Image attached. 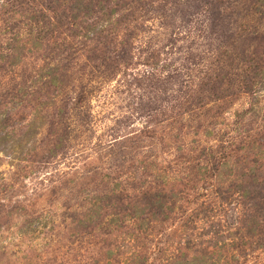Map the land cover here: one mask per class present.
Masks as SVG:
<instances>
[{"label":"rangeland","instance_id":"374dc122","mask_svg":"<svg viewBox=\"0 0 264 264\" xmlns=\"http://www.w3.org/2000/svg\"><path fill=\"white\" fill-rule=\"evenodd\" d=\"M145 1L113 30L132 48L127 67L95 68L76 38L69 49L76 59L59 71L66 87L37 102L17 96L19 81L61 63L26 54L0 71V264H204L203 256L205 264H264L263 213L260 232L230 235L243 209L253 214L237 189L264 192V167L253 184L235 181L249 153L264 158V86L243 92L233 61L221 87L231 97L196 104L197 85L215 69L223 44L218 32L211 36L199 16L180 21L189 8L183 0H164L162 9L163 0ZM7 8L0 9V49L13 30H24ZM236 27L226 33L246 41L255 31L258 46L247 51L264 52L260 15L240 14ZM227 137L247 148L209 184L195 181L196 164L206 162L201 151L214 154ZM188 187L202 197L180 217ZM156 193L165 197L163 213L153 206L146 214Z\"/></svg>","mask_w":264,"mask_h":264},{"label":"trees","instance_id":"16d2710c","mask_svg":"<svg viewBox=\"0 0 264 264\" xmlns=\"http://www.w3.org/2000/svg\"><path fill=\"white\" fill-rule=\"evenodd\" d=\"M4 4L0 5V9L8 6L5 10H10L13 15L19 18L21 27L24 30H13L9 41L5 43L0 49V71L3 69L15 68L22 62L26 54H32L41 58L42 61L54 62L60 64V68L53 67L47 68V63L33 75L27 77L25 80L19 81L20 87L17 90V96L23 98L25 102L29 101L28 98L37 102L39 98H47L48 94H57L58 90H64L66 85L63 83L64 74L60 73V69L65 71V67L69 63H73L75 58L74 52H69L70 43H73L76 38L80 39L82 53L80 54L86 61L94 63V67L109 73L111 70H116L119 67L129 66L131 61V46L125 40H115L113 38V30H117L125 17H129L134 13L140 12L144 9L145 5L149 2L145 0H4ZM164 1V0H163ZM168 1V0H166ZM187 4L188 9H185L183 15L180 16V21L183 18L193 15L202 18L201 22H205L208 27V32L211 36H219V41L223 44L218 47L216 55L215 69H211L204 77L205 83L197 85V103L200 104V98L212 97L213 101L224 102L230 98L232 94L225 93V89L221 88L230 82V70L232 62L240 64L235 68L240 69L239 74L235 76L240 77V89L245 93L253 92V87L264 86V52L259 54L256 49L247 51L251 43L258 46L255 42V37L252 34L255 31H249V37L246 41L240 38L236 32L226 33L227 30H236V19L240 14H257L262 17L264 21V0H183ZM167 2L159 5L161 9ZM128 7V12L126 10ZM126 11L123 12L122 11ZM240 10V11H238ZM191 14H188V13ZM203 22V23H204ZM240 26V24H239ZM251 30H257L256 27L251 26ZM233 28V29H232ZM219 30V31H218ZM20 33H19V32ZM24 36H22V34ZM22 36V38H20ZM249 42L245 45V42ZM63 62V63H62ZM45 63V62H44ZM99 65V67L96 65ZM102 67V68H100ZM212 68V67H211ZM228 73V74H227ZM35 74V75H34ZM59 78V79H58ZM227 86V85H226ZM42 92V93H41ZM33 97V98H32ZM20 98L15 97V100ZM182 95H179L176 104L180 101ZM174 100V102H175ZM21 105V101L17 105ZM64 106L66 105L63 103ZM37 105H44L43 103ZM47 105V104H45ZM23 106V105H22ZM200 107V106H199ZM252 105L243 114L252 110ZM72 109H75L73 107ZM67 111L64 110L63 114ZM232 138L227 137L224 140L225 145H221L214 153L204 154L201 151L200 157H204V164H196L195 181L209 184L213 178H218L221 169L226 165L227 160L233 158L235 154L246 149V143L239 139L238 143L230 142ZM236 140V138H234ZM226 141V142H225ZM245 144V145H244ZM239 145H241L239 147ZM243 147V148H242ZM248 150V149H247ZM250 159H247L241 167L242 176H238L235 181L245 184H253L256 181L255 172L260 167H264V158L261 153H249ZM187 182H193L188 179ZM186 187V184H183ZM254 185H251V188ZM257 189V187H256ZM200 190L205 191L200 187ZM241 198L248 197L247 200L251 203L252 207L249 208L253 214L248 215L243 209L240 216L234 219L232 226L233 232L230 235L240 236L242 238L250 237L254 232H260L258 221L262 220L261 213L264 215V192L259 190L248 192L244 187L237 189ZM187 199L184 201L183 206L177 208L179 216H189L187 213L191 210V206L196 204L199 198L202 197L201 192L193 190L191 187L187 188ZM155 205L145 202L149 208L146 214H150V208L155 206L159 214H162L163 203L165 197L154 194ZM135 215V214H133ZM132 219L142 220V218L130 217ZM264 220V216H263ZM228 233V232H227ZM212 234V233H211ZM214 235V234H212ZM215 237V236H214ZM235 239V238H234ZM212 247L218 246V239L212 241ZM201 258V262L206 263ZM242 264H255L254 262L248 263L246 258H243Z\"/></svg>","mask_w":264,"mask_h":264}]
</instances>
